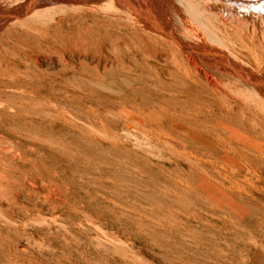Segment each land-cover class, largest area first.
<instances>
[{
	"label": "bare ground",
	"instance_id": "bare-ground-1",
	"mask_svg": "<svg viewBox=\"0 0 264 264\" xmlns=\"http://www.w3.org/2000/svg\"><path fill=\"white\" fill-rule=\"evenodd\" d=\"M34 1L0 0V30L12 21H38L32 28L34 47L56 56L59 64L41 72L37 88L14 93L13 100L8 97L12 102L0 109V241L8 254L42 247L46 234L55 239L57 221L66 213L57 196L56 176L45 161L51 150L27 139L53 116L70 123L73 130L85 128L81 134L88 137L116 138L123 131L116 123L122 121L126 130L138 128L172 150L233 155L241 163L247 160L251 168V164L264 168V0H112L105 7L85 6L95 0H37L36 5ZM84 7L91 18L76 15ZM222 10L227 11L225 16ZM114 85L118 96L108 101L105 92ZM38 106L49 111L61 106L65 111L59 108L61 112L52 115ZM94 106L96 114L90 111L95 119L83 118L89 123L83 126L77 124L80 116L67 111ZM180 138L200 142L202 149L187 147ZM3 140H15L24 149L17 155ZM29 169L36 174L30 175ZM40 170L48 172V186ZM220 185L216 186L223 189ZM44 213L50 220L46 232L33 228L46 222Z\"/></svg>",
	"mask_w": 264,
	"mask_h": 264
},
{
	"label": "rangeland",
	"instance_id": "rangeland-1",
	"mask_svg": "<svg viewBox=\"0 0 264 264\" xmlns=\"http://www.w3.org/2000/svg\"><path fill=\"white\" fill-rule=\"evenodd\" d=\"M34 2L36 5L37 0ZM112 3V0H95L93 4L89 2L85 6L105 7ZM82 11H77L76 15L87 18L93 15L86 7ZM222 11L225 16L227 11ZM24 21H12L0 30V99L4 98L0 100V109L12 102L14 93L26 87L37 88V77L41 72L53 71L59 66L56 56L34 47L32 28L38 25V21L34 23L30 18ZM18 50H24L25 54ZM17 65L21 67L19 72ZM115 87L106 90L108 101L118 96L119 88ZM126 96L131 98L129 94ZM59 108L65 111L61 106ZM59 108L49 111L44 106H38L36 109L42 112L45 109V112L56 115L61 112ZM93 108L96 106L88 110L72 108L67 111L80 116L82 120H77V124L83 126L82 123H86L84 119L91 122L95 119L96 109ZM52 118V122L47 120L41 124L42 127L37 125L42 133L38 130L34 132L37 128L33 129L34 136L28 135L27 139L33 143L36 141L40 147L42 145L43 150L53 152H46L48 158L45 161L47 168H50L48 171L56 176L57 196L61 197L64 203L61 207L66 212L65 216L61 213V220L57 221L56 232L59 231L56 234L60 235H56L54 242L49 235H44V245L36 246L25 254H8L0 241V264H26L21 263L20 258L31 261L27 264H264V168L258 169L253 164L251 168L247 160H243V164L233 155L227 158L217 153H191V156L182 147H178L179 151L173 149L174 152H171V148L152 136L143 135L138 128L126 130L122 121L116 124L124 132L119 130L118 137L110 138L99 134L88 137L90 135L81 134L85 132L84 127L73 130L70 123ZM54 119L59 121L56 123ZM58 125H62L61 128ZM180 140L187 147L202 149L200 142L196 144L190 141L194 144L192 146L189 140ZM5 141L1 143L8 145L11 151L14 149L17 155L24 149L15 140ZM226 161L229 164L226 165ZM28 171L30 175L36 174L32 172L34 169ZM40 171L47 182L48 172ZM45 182L48 186L49 182ZM44 218V225L33 228L38 227L46 232L49 215L44 213ZM37 241L40 242L39 239ZM50 241L53 246L47 245Z\"/></svg>",
	"mask_w": 264,
	"mask_h": 264
}]
</instances>
